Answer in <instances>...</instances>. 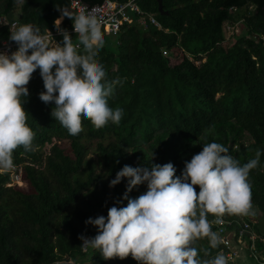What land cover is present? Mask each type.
I'll list each match as a JSON object with an SVG mask.
<instances>
[{
  "label": "trees",
  "instance_id": "16d2710c",
  "mask_svg": "<svg viewBox=\"0 0 264 264\" xmlns=\"http://www.w3.org/2000/svg\"><path fill=\"white\" fill-rule=\"evenodd\" d=\"M82 1L98 5L104 0ZM138 4L156 16L163 30L126 24L117 37L102 31L105 43L98 54L108 80H123L109 99L110 107L123 109L119 125L98 130L82 120L81 134L70 136L51 116L54 102L39 99L44 91L39 70L32 74L23 107L35 150L13 152L27 189L10 187L12 174H0V264L66 258L76 264H137L131 256L105 260L98 250L84 252L78 237L97 234L85 221L106 217L121 199L126 179L109 184L123 166L148 165L153 154V164L171 162L179 176L185 162L213 141L228 147L241 165L261 151L249 180L253 210L264 213V0H163L166 15L159 12L158 0ZM70 5L71 0H0V19L39 26L42 33L57 31L60 9ZM63 18L60 28L68 31L73 22ZM228 23L242 24L244 30L227 39ZM69 35L78 42L76 34ZM9 36V27L0 26V45ZM164 49L177 50L182 60L174 63V55L164 56ZM105 137L109 140L96 148L99 162L89 160L88 145ZM46 146L49 152L43 151ZM145 191L140 185L129 197ZM194 246L202 260L220 254L221 247L211 248L206 238Z\"/></svg>",
  "mask_w": 264,
  "mask_h": 264
},
{
  "label": "clouds",
  "instance_id": "9594fccd",
  "mask_svg": "<svg viewBox=\"0 0 264 264\" xmlns=\"http://www.w3.org/2000/svg\"><path fill=\"white\" fill-rule=\"evenodd\" d=\"M55 21L60 43L53 45L51 33L39 26L23 24L10 32L9 40L17 45L12 52H0V170L14 168L13 152L22 147L34 151V131L27 125L23 107L29 95L26 87L38 69L43 88L39 99L54 102L51 116L70 136L81 134L82 120L96 129L109 123L119 125L123 109L109 106L120 78L108 80L98 54L104 46L100 23L92 13L72 15L61 10ZM69 17L78 42L60 28L63 17ZM82 48V51H81ZM23 98V99H22ZM261 151L241 165L228 147L209 142L202 151L186 161L179 176L171 162L132 167L125 165L110 181L109 187L126 179V191L107 216L88 218L85 225L96 228L92 238L84 235L82 250H98L105 260L131 256L137 264H227L222 254L202 260L194 246L207 239L216 248L219 237L212 224L223 223L224 215L253 216L250 171L260 164ZM140 185L146 191L136 198L129 193ZM199 192L197 193L196 187ZM126 200V206H120ZM215 219L210 222L208 216Z\"/></svg>",
  "mask_w": 264,
  "mask_h": 264
},
{
  "label": "built area",
  "instance_id": "2783aa9c",
  "mask_svg": "<svg viewBox=\"0 0 264 264\" xmlns=\"http://www.w3.org/2000/svg\"><path fill=\"white\" fill-rule=\"evenodd\" d=\"M139 1L140 0H127L125 2H118L104 0L101 4L90 5L82 0H71L69 9L72 15L81 12L92 13L100 23L101 33L104 31L107 35L113 37H117L122 27L126 24L139 25L144 30H148L150 27L163 30L162 25L154 14H148L141 9L138 4ZM20 25L23 24L18 21L9 22L7 18L0 19V26L9 27L10 32L14 31ZM48 31L52 35L50 36V41L55 45L58 43L57 38L61 36V34L57 31ZM67 32L69 34H75L73 27ZM16 49L17 45L9 39L3 41L0 45V52L10 53ZM163 55L172 57L171 51L168 49L163 50ZM191 59L194 60V58ZM198 63L199 62L197 61V65L201 64ZM7 172L12 174L13 182H16L17 185H25L23 182L22 170L20 168L14 165V168L11 170H0V174ZM222 220L223 223L219 225L213 223L212 230L215 231L219 237L218 245L221 247L220 254L225 256L227 264H235L243 250H247L249 255L256 260L262 259L258 245L264 243V239L253 231L252 216H235V218L232 219L226 214L222 217ZM83 251L88 252V250ZM50 264L76 263L73 259L66 258Z\"/></svg>",
  "mask_w": 264,
  "mask_h": 264
},
{
  "label": "rangeland",
  "instance_id": "374dc122",
  "mask_svg": "<svg viewBox=\"0 0 264 264\" xmlns=\"http://www.w3.org/2000/svg\"><path fill=\"white\" fill-rule=\"evenodd\" d=\"M244 30V26L242 24H237V25H233L231 23H228L225 25V34L227 39H229L230 37L234 36V35H239L242 33V31ZM174 55V63H179L182 60L181 54H179V52L177 50H174L173 53H171V56ZM203 61H198L200 63L204 62ZM109 137H105L104 140L98 139V140H94L91 142V144L88 145V159L89 160H93L94 162L98 163L99 162V157L96 151L97 148V144L99 142L102 141H108ZM51 146H46L44 148V152H49ZM98 173H102L103 170L99 167ZM17 186L18 188L21 189H27L28 187L26 186V184L23 186L21 185H17L16 182H12L10 187H15ZM252 220H254V222H256L255 225V231L256 233H261V235L264 236V213H258L256 212L255 215L252 216Z\"/></svg>",
  "mask_w": 264,
  "mask_h": 264
},
{
  "label": "crops",
  "instance_id": "0c3cea01",
  "mask_svg": "<svg viewBox=\"0 0 264 264\" xmlns=\"http://www.w3.org/2000/svg\"><path fill=\"white\" fill-rule=\"evenodd\" d=\"M63 20L64 18L61 20V23ZM255 225L256 222H254L253 220V231L256 233ZM256 234L264 239V236L261 235V233ZM259 249L261 250L262 259L256 260L249 255V252L247 250H243L235 264H264V243L259 244Z\"/></svg>",
  "mask_w": 264,
  "mask_h": 264
},
{
  "label": "water",
  "instance_id": "95a60500",
  "mask_svg": "<svg viewBox=\"0 0 264 264\" xmlns=\"http://www.w3.org/2000/svg\"><path fill=\"white\" fill-rule=\"evenodd\" d=\"M158 4H159V12H160L162 15H164V14H165V15L168 14L167 12H164V10H163V0H158ZM67 11L71 13V11H70L69 8L67 9ZM26 87H27V85H26Z\"/></svg>",
  "mask_w": 264,
  "mask_h": 264
}]
</instances>
